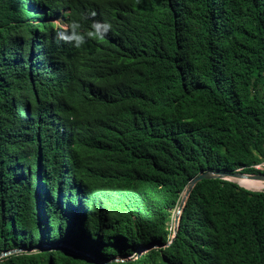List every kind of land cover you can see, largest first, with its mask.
<instances>
[{
	"label": "trees",
	"instance_id": "obj_1",
	"mask_svg": "<svg viewBox=\"0 0 264 264\" xmlns=\"http://www.w3.org/2000/svg\"><path fill=\"white\" fill-rule=\"evenodd\" d=\"M263 161L264 0H0V264H264V190L170 229Z\"/></svg>",
	"mask_w": 264,
	"mask_h": 264
},
{
	"label": "clouds",
	"instance_id": "obj_2",
	"mask_svg": "<svg viewBox=\"0 0 264 264\" xmlns=\"http://www.w3.org/2000/svg\"><path fill=\"white\" fill-rule=\"evenodd\" d=\"M95 16V11H91L82 17L85 21H91L87 30H85L83 25L78 21L73 20L71 22H63L61 20H57V31L55 33L56 42L70 44L79 49L83 47L88 40H103L111 31L112 26L110 23L95 20Z\"/></svg>",
	"mask_w": 264,
	"mask_h": 264
},
{
	"label": "water",
	"instance_id": "obj_3",
	"mask_svg": "<svg viewBox=\"0 0 264 264\" xmlns=\"http://www.w3.org/2000/svg\"><path fill=\"white\" fill-rule=\"evenodd\" d=\"M237 178H248L250 180L259 181V182L264 183V174L263 173L262 174H247V173H243L241 171H236L234 173H226V172H221V171H209V170L207 171L206 170V171L200 172L197 176H195L188 183L186 188L184 189L183 196H182V198H181V200H180V202L178 204V208H177V211H176L175 216H174V229H173V233H172L171 242L174 240V238H175V236L177 234L178 223H179V220H180V217H181L182 210H183L184 205L186 203V200L188 199L189 194L191 193L192 189L194 188V186L197 183L201 182L202 180L218 179V180H224V181L233 182V183L241 186L240 184H238L237 182L234 181V179H237ZM243 188H245V187H243ZM245 189H247V188H245ZM247 190H250V189H247ZM251 191H258V190H251ZM170 243H168L167 246ZM150 248H152V247H148L147 249L143 250L138 256H140L144 251H146V250H148ZM39 250H43V247H40ZM19 251H21V249H17V250H13V251H10V252H5V253H0V259L5 257L6 255H8L10 253L19 252ZM75 252H77V251H75ZM77 253L82 255V256H84V257L91 258L90 256H88L86 254L83 255V254H81L79 252H77Z\"/></svg>",
	"mask_w": 264,
	"mask_h": 264
},
{
	"label": "bare ground",
	"instance_id": "obj_4",
	"mask_svg": "<svg viewBox=\"0 0 264 264\" xmlns=\"http://www.w3.org/2000/svg\"><path fill=\"white\" fill-rule=\"evenodd\" d=\"M234 181L237 182L238 184L240 183V184H243V185L249 186V187H254V186L260 185V188L258 190L264 188V183H262V182H258V183L250 182L251 180L248 178H237V179H234Z\"/></svg>",
	"mask_w": 264,
	"mask_h": 264
},
{
	"label": "built area",
	"instance_id": "obj_5",
	"mask_svg": "<svg viewBox=\"0 0 264 264\" xmlns=\"http://www.w3.org/2000/svg\"><path fill=\"white\" fill-rule=\"evenodd\" d=\"M252 168L257 171V172H264V161L259 163V164H256V165H253ZM177 208H178V205L177 207L173 210V217L177 211ZM170 229L172 230V233H173V229H174V220L172 219V223L170 225Z\"/></svg>",
	"mask_w": 264,
	"mask_h": 264
},
{
	"label": "rangeland",
	"instance_id": "obj_6",
	"mask_svg": "<svg viewBox=\"0 0 264 264\" xmlns=\"http://www.w3.org/2000/svg\"><path fill=\"white\" fill-rule=\"evenodd\" d=\"M55 23H56V21H54ZM250 182H254V183H258L259 181H254V180H251ZM240 184V183H239ZM241 186H243V187H245V188H247V189H250V190H258L259 188H260V185H258V186H254V187H249V186H245V185H243V184H240ZM262 190H264V188H262V189H260V190H258V191H262ZM183 193L184 192H182V196H183ZM175 216V215H174ZM172 219L174 220V217H172Z\"/></svg>",
	"mask_w": 264,
	"mask_h": 264
}]
</instances>
